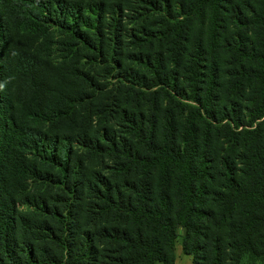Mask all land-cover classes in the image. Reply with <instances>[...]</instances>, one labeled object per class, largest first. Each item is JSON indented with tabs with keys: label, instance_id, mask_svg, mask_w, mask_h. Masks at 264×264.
Here are the masks:
<instances>
[{
	"label": "trees",
	"instance_id": "obj_1",
	"mask_svg": "<svg viewBox=\"0 0 264 264\" xmlns=\"http://www.w3.org/2000/svg\"><path fill=\"white\" fill-rule=\"evenodd\" d=\"M178 227L264 264V0H0V264H175Z\"/></svg>",
	"mask_w": 264,
	"mask_h": 264
},
{
	"label": "rangeland",
	"instance_id": "obj_2",
	"mask_svg": "<svg viewBox=\"0 0 264 264\" xmlns=\"http://www.w3.org/2000/svg\"><path fill=\"white\" fill-rule=\"evenodd\" d=\"M80 1V0H79ZM112 0H96V2H101L102 4H107ZM106 14L105 12H103ZM126 14V13H125ZM85 61V60H84ZM84 71L90 76L92 81L94 82V89L105 90L109 89V76L106 75V68L103 65H94L89 64L88 62L84 63ZM100 92V91H99ZM90 97L87 99L90 105L84 106L80 111L83 116H92L93 126H97V128L102 125L103 117L98 118L97 113L100 111V105L102 102V94L94 93L90 91ZM116 119L112 122H109V126H115ZM31 192L34 194H44V190H39L35 186L31 187ZM36 219L41 220L42 217H36ZM71 226L75 227V223L71 224ZM87 226V225H86ZM89 226V225H88ZM90 227V226H89ZM19 230V234H20ZM177 239L175 241L174 247V255H175V264H192L191 256L185 255L182 251V240L185 235V230L181 227H178L177 230ZM22 239V238H21ZM99 248V247H98ZM64 264V263H61Z\"/></svg>",
	"mask_w": 264,
	"mask_h": 264
}]
</instances>
